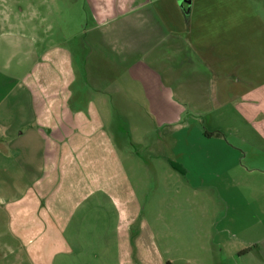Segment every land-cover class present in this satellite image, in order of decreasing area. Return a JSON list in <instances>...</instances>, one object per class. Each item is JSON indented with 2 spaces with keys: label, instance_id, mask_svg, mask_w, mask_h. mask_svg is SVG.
<instances>
[{
  "label": "rangeland",
  "instance_id": "obj_1",
  "mask_svg": "<svg viewBox=\"0 0 264 264\" xmlns=\"http://www.w3.org/2000/svg\"><path fill=\"white\" fill-rule=\"evenodd\" d=\"M94 21L91 0H0V100L14 123L38 114L8 143L0 132V264H22L21 221L5 205L26 186L54 223L53 264H233L219 244L228 253L233 240L256 239L261 204L233 172V147H245L233 120L186 110L178 119V107L156 120L89 72L76 78L71 50L78 63Z\"/></svg>",
  "mask_w": 264,
  "mask_h": 264
},
{
  "label": "crops",
  "instance_id": "obj_2",
  "mask_svg": "<svg viewBox=\"0 0 264 264\" xmlns=\"http://www.w3.org/2000/svg\"><path fill=\"white\" fill-rule=\"evenodd\" d=\"M91 3L95 21L91 35L86 31L87 37L77 46L78 63L77 52L71 50V74L79 79L80 72H89L103 86L122 91V98L146 103L147 112L158 117L156 120L174 118L175 107L178 119L186 110L190 115L233 120V134L245 146L233 147V172L241 169L246 174L253 199L261 203L255 214L257 224L249 226L253 233L258 231V237L248 238L251 241L245 246L233 240L228 253L219 244L217 251L223 259L233 256V264H264V203L259 199H264V0ZM110 71L116 76L109 78ZM5 97L0 100V132L1 142L8 143V138H18V129L38 114L33 111V118L20 117L14 123ZM247 159L248 166L244 164ZM245 179L235 177L233 181L239 184ZM26 187L24 194L5 205L21 221L13 228L23 233L16 237L23 254L18 261L53 264L57 258L54 223L42 217L41 209L45 214L47 208L37 191ZM241 213L235 209L233 216L241 217ZM27 216L33 217L31 228H26ZM28 231L34 237H28ZM50 247L46 253L44 249Z\"/></svg>",
  "mask_w": 264,
  "mask_h": 264
},
{
  "label": "trees",
  "instance_id": "obj_3",
  "mask_svg": "<svg viewBox=\"0 0 264 264\" xmlns=\"http://www.w3.org/2000/svg\"><path fill=\"white\" fill-rule=\"evenodd\" d=\"M215 133H211V135H214ZM168 264H170V263H168Z\"/></svg>",
  "mask_w": 264,
  "mask_h": 264
}]
</instances>
